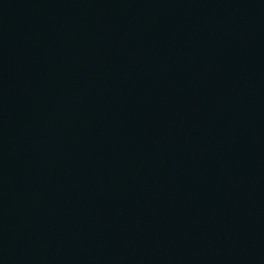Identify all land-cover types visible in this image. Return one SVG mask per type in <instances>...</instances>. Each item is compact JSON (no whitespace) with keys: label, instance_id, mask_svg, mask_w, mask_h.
<instances>
[{"label":"water","instance_id":"water-1","mask_svg":"<svg viewBox=\"0 0 264 264\" xmlns=\"http://www.w3.org/2000/svg\"><path fill=\"white\" fill-rule=\"evenodd\" d=\"M0 264H264V0H0Z\"/></svg>","mask_w":264,"mask_h":264}]
</instances>
